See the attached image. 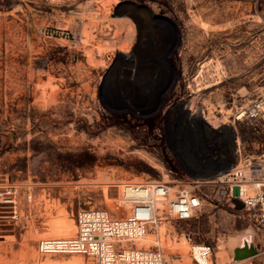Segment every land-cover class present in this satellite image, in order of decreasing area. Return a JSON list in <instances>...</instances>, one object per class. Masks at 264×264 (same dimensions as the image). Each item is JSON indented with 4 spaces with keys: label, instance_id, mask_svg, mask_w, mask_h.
<instances>
[{
    "label": "rangeland",
    "instance_id": "rangeland-1",
    "mask_svg": "<svg viewBox=\"0 0 264 264\" xmlns=\"http://www.w3.org/2000/svg\"><path fill=\"white\" fill-rule=\"evenodd\" d=\"M120 1L0 0V264H89L81 253H40L37 240L74 234L80 208L122 213L114 201L127 182L176 188L190 179L175 167L160 119L149 125L100 98L113 59L122 58L117 52L127 45L121 52H129L134 41L133 22L117 12ZM135 1L180 29L167 102L201 114L211 137L228 134L235 106L264 91V0ZM12 183L16 211L1 200ZM217 188L199 186L208 196L196 216L166 215L137 244L159 248L165 264H196V242L211 244L218 263H264V230Z\"/></svg>",
    "mask_w": 264,
    "mask_h": 264
},
{
    "label": "built area",
    "instance_id": "built-area-1",
    "mask_svg": "<svg viewBox=\"0 0 264 264\" xmlns=\"http://www.w3.org/2000/svg\"><path fill=\"white\" fill-rule=\"evenodd\" d=\"M231 116V123L225 126L235 149L226 170L210 179L190 177L176 188L162 180L127 182L114 201V208L122 213L99 206L80 208L74 216V234L41 237L37 250L43 254H85L91 258L89 264H165L159 248L138 245L137 241L166 215L178 220L196 216L208 196L198 188L206 183L222 189L230 200L239 198L242 208L264 230V91L235 106ZM17 193L14 183L1 191V200L12 202L13 211ZM190 250L196 264H213L211 244L196 242Z\"/></svg>",
    "mask_w": 264,
    "mask_h": 264
},
{
    "label": "flooded vegetation",
    "instance_id": "flooded-vegetation-1",
    "mask_svg": "<svg viewBox=\"0 0 264 264\" xmlns=\"http://www.w3.org/2000/svg\"><path fill=\"white\" fill-rule=\"evenodd\" d=\"M150 33V37H145L141 29L138 30V38L133 41L130 56L121 60L113 59L108 70L110 88H120L125 97L138 99L135 100L137 104L134 111L142 115L141 121L150 125L160 119L163 133L159 135L173 149L175 167L183 170L184 166H188L192 170H200L228 164L234 158L232 134L222 135L224 145L220 148L216 138L211 137L207 126L196 113L176 101L167 102V95L158 107L157 98L162 82L169 69L174 68L173 52H169L172 33L166 27ZM115 66H118V71L114 70ZM186 134L191 137L188 145L195 155L183 160L178 154L175 140Z\"/></svg>",
    "mask_w": 264,
    "mask_h": 264
},
{
    "label": "water",
    "instance_id": "water-1",
    "mask_svg": "<svg viewBox=\"0 0 264 264\" xmlns=\"http://www.w3.org/2000/svg\"><path fill=\"white\" fill-rule=\"evenodd\" d=\"M117 12L119 13V15L128 16L130 20L133 22L136 32L134 36V41L138 38L137 31L140 29L145 37H150L151 35L150 31L163 29L166 27L172 33L169 52L171 53L176 49L179 43L180 29L176 21L173 20L169 15L165 13L154 12L149 4L145 2H138L135 0H121L118 3ZM130 53H131L130 51L126 53L118 51L117 55L126 59L130 56ZM176 78H177V74L175 68L169 69L165 80L162 82L160 92L157 98L158 107H160L164 97L170 92V90L174 86ZM100 98L104 103L105 107L109 110H113L121 113H130L135 117H142L140 113L134 111L135 109L134 107L137 104L135 100H138L137 98L134 99L130 97H125L123 93L119 94L109 86H107L105 90L101 93ZM180 104L182 105V102H180ZM190 139L191 137L186 134L175 140L178 154L183 158V160L189 158V156L187 157L185 156V153L186 150L190 149L188 145ZM228 166L229 164L214 165L212 166L211 169H200V170H192L188 166H184L183 170L185 174L189 177L210 179L215 177L219 172L226 170ZM231 201L236 208L242 207V202L239 198L233 196L231 198Z\"/></svg>",
    "mask_w": 264,
    "mask_h": 264
},
{
    "label": "crops",
    "instance_id": "crops-1",
    "mask_svg": "<svg viewBox=\"0 0 264 264\" xmlns=\"http://www.w3.org/2000/svg\"><path fill=\"white\" fill-rule=\"evenodd\" d=\"M216 141L219 144V147L222 148L223 145H224V138H223V136H221V135L220 136H217ZM228 164H230V162ZM211 168H209V169H211ZM217 189H219V188H217ZM243 244H244V240L241 239V242L239 243V246L238 247H242ZM249 245H251V244H249ZM234 248L235 249L233 250V254H232L231 257L233 259H236L237 258L236 257V247H234ZM252 250H251L252 252H250V253H246V252L242 253L240 257H249V256L255 254L256 253L255 248H253ZM222 252H223L222 254L224 256H226L228 259H230V255H229V253H228V251L226 249H224ZM212 261H213V264H235V263H230V261H226L225 263H218V258L216 257V255H215V258ZM242 264H264V263H242Z\"/></svg>",
    "mask_w": 264,
    "mask_h": 264
},
{
    "label": "bare ground",
    "instance_id": "bare-ground-1",
    "mask_svg": "<svg viewBox=\"0 0 264 264\" xmlns=\"http://www.w3.org/2000/svg\"><path fill=\"white\" fill-rule=\"evenodd\" d=\"M131 29H132V28H131ZM127 47H128V45L125 46V47H122L120 50H121V51H126V48H127ZM200 118H201V114H200ZM201 121H202V122H205L203 119H201ZM211 131L214 132V133L217 132V131H215V130H213V129H212ZM237 249H238V250H241V249H243V247H238ZM244 250H245V249H244ZM208 261H210V260H207V261H203V260H202V263H205V262L207 263Z\"/></svg>",
    "mask_w": 264,
    "mask_h": 264
}]
</instances>
